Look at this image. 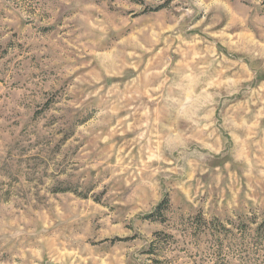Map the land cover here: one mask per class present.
Wrapping results in <instances>:
<instances>
[{"label":"rangeland","instance_id":"1","mask_svg":"<svg viewBox=\"0 0 264 264\" xmlns=\"http://www.w3.org/2000/svg\"><path fill=\"white\" fill-rule=\"evenodd\" d=\"M263 222L264 0H0V264H264Z\"/></svg>","mask_w":264,"mask_h":264},{"label":"trees","instance_id":"2","mask_svg":"<svg viewBox=\"0 0 264 264\" xmlns=\"http://www.w3.org/2000/svg\"><path fill=\"white\" fill-rule=\"evenodd\" d=\"M164 205H165V203H163L161 205V208ZM220 226H222L228 232H232V230L228 229L226 226L221 225V223H220ZM242 232H243V234L246 233V231H242ZM251 246L253 248V253L257 255V257H256L257 262L258 263H264V255H261V253L264 254V222L259 225V227L257 229V233L253 239V243ZM260 258H262V260Z\"/></svg>","mask_w":264,"mask_h":264}]
</instances>
